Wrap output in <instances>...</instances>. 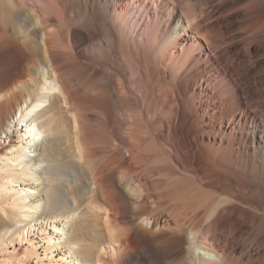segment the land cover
I'll return each mask as SVG.
<instances>
[{
  "label": "bare ground",
  "instance_id": "6f19581e",
  "mask_svg": "<svg viewBox=\"0 0 264 264\" xmlns=\"http://www.w3.org/2000/svg\"><path fill=\"white\" fill-rule=\"evenodd\" d=\"M55 258L264 264V0H0V263Z\"/></svg>",
  "mask_w": 264,
  "mask_h": 264
},
{
  "label": "rangeland",
  "instance_id": "374dc122",
  "mask_svg": "<svg viewBox=\"0 0 264 264\" xmlns=\"http://www.w3.org/2000/svg\"><path fill=\"white\" fill-rule=\"evenodd\" d=\"M204 186H206V184L205 183H202ZM204 189H206V188H204ZM47 233L50 231V230H53L52 229V227H50L49 225H47ZM41 234H42V232H40L39 230L37 231V227H35V233H32V236H30V238L32 239V237H34L35 238V241H38V240H41L40 238L42 237L41 236ZM18 240V239H17ZM17 240H15L13 243H11V245H10V247L8 248L9 249V251H11L12 252V245L13 244H16V241ZM36 245H39V244H46V243H44V242H41V243H35ZM39 252H38V255H41V254H43V251H42V249L40 248L39 250H38ZM55 254L57 253V251H55L54 252ZM42 257V256H41ZM58 261V263L57 264H59L60 262H59V260L57 259V258H55L54 259V261ZM69 260V258H67V259H65V261H68ZM20 264H23V262H19ZM0 264H4V263H0ZM5 264H16L15 262H14V260H10L9 261V263H5Z\"/></svg>",
  "mask_w": 264,
  "mask_h": 264
}]
</instances>
